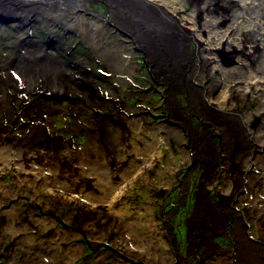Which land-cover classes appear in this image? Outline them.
<instances>
[{"label": "rangeland", "instance_id": "1", "mask_svg": "<svg viewBox=\"0 0 264 264\" xmlns=\"http://www.w3.org/2000/svg\"><path fill=\"white\" fill-rule=\"evenodd\" d=\"M66 1L70 5V0ZM225 1L223 0V2ZM188 3L190 2L187 1ZM258 4L243 11L231 9L229 11L231 14L228 15L229 20L238 22L237 29L242 34L241 37L238 34L235 37L243 40L246 46L254 47L252 56L242 57L247 61L245 64L246 70H252L251 72L257 70L264 54V50H257V47L262 45V41H264V38H262L264 25L261 21L263 14L261 15L259 12ZM217 5H222L221 0ZM104 7L102 3L99 6L94 5V8L90 3H83V8L87 11L97 10L96 14H93L94 18L103 17L105 19L107 9H104ZM190 7L186 9L189 12ZM78 12L81 14L82 11ZM83 17L86 16L83 15ZM59 18L61 19L62 16ZM203 20L209 19L202 14L198 21L201 23ZM183 21L189 26V20L183 19ZM245 22L248 23L247 26L244 24ZM92 23L94 26L101 27L95 20L90 23L84 21L82 28L76 26L77 30L75 31L79 35L73 32L74 27L70 23H61L55 29L61 38H58L55 42L56 45H53V47H50L52 44L48 46L51 32H47L43 27L41 29L36 26L37 28L34 27L33 31H30L31 34H28V30L26 32L25 30L24 32L17 31V25L3 23V32L0 34L1 39H3V41L0 40L2 42L0 43L2 54L0 67L6 65L8 57L6 55L9 53L7 52L5 55L4 46L15 48V44L20 41L18 38L29 39L32 34V40L30 38L28 42L30 40L31 42L36 41L41 50L48 47L53 53L61 55L70 48V55L77 53L80 54L79 58L81 59L84 56H89L91 60H96L98 54L92 52L91 47L84 42L87 39L83 38L87 28ZM128 25L129 29L134 28L133 24ZM68 26L69 28H67ZM11 28H14V30L12 31ZM105 33V36L101 35L100 40L103 46L106 45L109 48L108 37L117 35L115 46H118L117 48H121L120 45L127 47V51L124 52L129 53V55H125L123 51H119V54L116 53V55L120 57L119 61H132L133 66L136 68V77H130L123 73L121 76L116 74L119 81L107 78L109 75L106 74L103 63L96 60L93 69L91 68L89 71L96 72L106 82L101 84L91 80V83H95L97 89L88 82L84 88L89 100L87 102L85 97L84 101L79 99L77 105L74 102L78 100H74L70 96L67 97L68 99L61 98L60 100L48 96L47 100H50L48 101L50 107L54 106V108L61 110L53 117L46 116L51 120L50 124L47 123L48 125L40 124L39 121L42 118H36V115H40L44 110L43 107L36 108L37 110H34L35 113L33 112L34 114H31V116H24L22 112L25 109L27 110L30 105L26 108V101L20 104V99H18L11 105V109L14 110V113L18 111L16 114H21L22 125L21 128H14L15 116H13V112L10 115L5 114L7 102H3L4 108L2 107L0 110V149L5 145H9L12 150L23 145V147H30L28 142L30 138L31 140H37L39 143L38 148H34L36 151H33L30 156L25 155L21 159L24 168L22 172H25L22 176L21 187L17 183L20 181L19 171H21V166L16 165V154L12 153L10 156L11 166H8L5 160L0 161V264H51L50 261L55 260L54 264H134L137 262L132 260L129 255L133 252L138 254L141 252L136 249L138 246H132L131 244L136 240L135 235L133 238L124 236L125 231L120 230L121 226L118 223V226L109 225L110 228L106 227L104 231L101 225L102 222L89 221L87 223L91 219V213L83 211V204V206L89 208L95 205V201H91L89 195L95 191L97 181L87 175L81 166L73 163L71 156L70 158L67 157L69 154L66 148L67 146L70 150L74 148V151L80 154L82 149H85L84 147H87L88 144L94 143L96 138L98 145L106 155L107 162H112L115 167L120 168L115 170L117 172L115 178L120 184L123 183L122 179H124L125 174L120 167L122 161L130 159L136 163L135 172L138 171L134 172V178H131L134 183L127 188L124 187L123 195L117 198V211H124L123 213L127 214V220L131 222L132 229L145 230L147 234L143 237L144 249L148 248L150 250L153 248L159 252V255H161L160 252L163 254L166 251L171 257L169 258V264H264V213L259 214L260 209H264V148L254 143L255 136L247 132L246 126L242 124L239 117L233 118V116H230L231 118L227 119L229 122H235L237 126L236 133L228 134L219 124L220 114H216L209 107L203 111L194 109L189 96L184 92L177 94V101L183 112L184 121L182 122L185 124L184 126L181 125L180 129L184 130L185 140L181 142L169 136L165 129H161L162 125L172 126V121H169L172 114L167 111L166 115L164 112V107L167 108L164 100L169 90L165 86L166 83L152 81L153 75L149 71V63L145 60L144 52L138 49L139 55L135 54L133 56L132 53L135 47L133 49L132 43L116 32L114 26L105 24ZM13 34H18L16 36L19 37L16 40H8ZM186 50L191 53L192 46ZM235 54L234 51H228L224 54L223 60L226 62L237 61L238 56ZM17 67V65L14 66L12 70L18 75L16 77L21 78ZM196 67V65H193L190 70L192 73L196 72L194 79L191 78L194 83L201 81L197 75L198 68ZM206 70H208L207 76L209 77L211 71L210 69ZM186 71L188 70L186 69ZM246 74L247 71L244 70L242 75L246 76ZM7 75V70H5L4 77ZM164 77L165 74H162L161 78L164 79ZM208 77L206 81H208ZM25 86H23L24 91L21 94L27 95V99L30 101L32 98L33 100L36 99L37 95L29 94ZM244 88V86L240 88V92L233 97L234 100L231 104L235 109H229H232L233 114L236 116L238 115L237 112L241 114L250 112L255 117L254 120L252 119L254 125H261L264 120V108L263 110L259 108L260 106L264 107L263 91L252 89L250 91L252 92L251 95L247 93L246 97H242L241 94L243 93L241 92L246 90ZM92 90H97V93L101 92L100 94L105 95L104 98L106 99L112 98L111 100L118 101L117 104L121 101L126 112H122L117 105L113 104V107L111 103L108 105H93L90 102L96 100L97 97L91 94ZM230 91L227 90V93L231 94ZM3 94L7 96V93ZM0 96L3 95L0 93ZM113 108L122 112L120 113V119L116 120V116L114 117L116 120L114 121L115 125L120 127L121 136L114 134L109 139L107 136H103L102 131H100V127H104V125L96 116L103 113L110 114ZM129 108L138 112L131 115L127 113ZM208 114H215L216 116L211 117ZM125 115L129 118L137 117L141 119L142 123L140 124L144 131L148 130L151 133L155 130L158 133L157 137L153 138L150 137V134H143L142 130L135 131L130 124L126 123L123 117ZM78 118H81L79 124L77 123ZM75 122L78 124L77 128L74 127ZM39 125H42L41 128L38 127ZM48 128L51 130V136H48ZM38 132L42 134L39 135ZM186 134L189 135V138ZM118 137L121 142L118 141ZM140 139L154 144L156 148L154 155L151 157H148L149 154H144L145 156L142 154L145 160L136 156V148H144ZM53 142L57 144L55 154L58 153L64 158L62 171L66 175H72L74 181H76V186L71 190L72 194L69 193L66 198L61 199L51 195L44 182H38V185L34 188V184H36L33 173L34 167H40V171L46 174L54 167V162L50 156L54 151H42L39 145ZM181 150L187 151L188 157L184 158ZM248 155L250 157L252 155L253 158ZM172 158H175L176 162L170 164ZM150 159L153 168L148 166L146 162ZM130 160L125 163H129ZM236 165H238V168L236 167L238 174L241 171L239 166H246L245 170L242 171L243 174L246 172L244 174L247 177L245 182L242 181L241 176L236 179V182H233L235 175L233 176L230 171ZM255 176H258V178ZM227 182L231 186H223ZM4 187L9 188L4 190ZM230 191V195L224 194V192ZM226 195H229V198ZM69 196H74L76 200L68 202ZM8 214H13L14 217L10 218L11 216ZM115 214L104 219L112 223L111 220L115 219ZM94 228H96L95 231ZM154 233L162 238L153 240V237L150 236H152L151 234L155 236ZM165 239H167V246L165 248L160 247L157 242L165 241ZM148 243L149 245H147ZM116 245H120V247ZM51 246H56L58 251L60 250L55 260H53L52 254L48 255L45 252ZM121 246H123L122 251H125L124 254L121 252ZM131 249L133 252L126 253ZM43 252L46 256L42 254ZM54 256L57 255L54 254ZM137 264L150 263L143 262V259L140 258Z\"/></svg>", "mask_w": 264, "mask_h": 264}, {"label": "bare ground", "instance_id": "2", "mask_svg": "<svg viewBox=\"0 0 264 264\" xmlns=\"http://www.w3.org/2000/svg\"><path fill=\"white\" fill-rule=\"evenodd\" d=\"M187 1L190 3L187 4ZM219 1L220 0H70L71 3L69 5L66 0H0V34L3 32V23H11L17 25V31L24 32L25 30L26 32V30H28V34H31L30 31L32 32L33 28L36 26L40 27L41 29L43 27V29L45 28L47 32H51V38L49 39L48 46L52 44V46L50 47H53V45H56L55 42L58 40V38H61V36L55 31V29L61 23H70L71 26L74 27V31H72L76 35H79V33H77L75 30H77V28H82L84 21L90 23L92 20H95L97 21V24L101 25V27L94 26L93 23L89 28L85 26L87 30L86 34L83 35V38L87 39L88 42H84L86 43V45H89L91 47L92 52L98 54L96 60H100V62L103 63L106 74L109 75L108 77L110 79H115V81H119V77L116 78V76H121L123 73L129 75L130 77H136V68L133 66L132 61H119L120 57L116 55V53L119 54V51H127V47L125 45H120L121 48H117L118 46H115V42L117 41L115 40V38H117L118 36L113 35V37H108L107 40H109L108 43L110 44L109 48L106 45L103 46L100 41L102 37L101 35L105 36L106 34L105 24H110L114 26L116 32H118L121 36L128 39V41L132 43L131 45L133 46V49L135 47L132 53L133 56H135V54L139 55L138 49L144 52L143 55H145L146 57L145 60H147L149 63V71H151L153 75L152 81L166 83V85H164L169 90L167 93V97H165L164 100L165 104H167V108L164 107V112L166 113V115L167 111L172 114V118L169 119V121H172V126L166 127L162 125L161 129H165L167 131L166 133H168L169 136H172L173 138H175V140L181 142L185 140L184 130L180 129V126H184L185 124L182 122L184 121L183 112L179 102L177 101V94L184 92L189 96V100L194 109L203 111L205 110V108L209 107L211 108V110H214L216 114H220L221 117L220 119H218L220 120L219 124H221L220 126H222V128H224V131L228 134L236 133L237 126L235 122H229L227 121V119L231 118L230 116H233V118L239 117L242 124L246 126L247 132L255 136L254 143L257 144V146H262V148H264V120L261 125L255 126L253 122L255 117H253L250 112H246V114L237 112L238 115L236 116L233 114L234 111L232 110L235 108L231 104L234 100L233 97L236 95V93L240 92L239 89L243 86L246 90L244 92H241L243 94L240 93L242 97H246L247 93L252 94V92L250 91L254 89V91H263L262 93L264 99V54L262 57L260 56L262 58V62L261 64H259L257 70L255 69L256 71L251 72L252 70H246L245 64L247 61L242 57H249L254 51V47H250V45L249 47L248 45L246 46L243 40L235 37L238 35L239 37H241L242 35L239 32L240 30L237 29L238 22H232V20H229L230 18H228V15L231 14L229 13L231 9L243 11L246 8L251 9L257 6L256 4L259 3V12L261 13V15L263 14V19L261 21L262 25H264V0H226L225 2L221 0V6L217 5ZM83 3H90L93 5V8L94 5L99 6V4L102 3L105 6L104 9H107L105 19L103 17L94 18L93 14H96L97 10L89 12L85 8H83ZM224 3L227 4L228 9H226L227 7L225 8L226 4ZM187 7H190V12L186 10ZM77 10L82 11L81 14ZM253 10L255 11V9ZM201 13L204 14V16H206L209 20H203L200 23V21H198V18H200V16L202 17ZM83 15H85L87 18L83 17ZM61 16L62 18L60 19L59 17ZM183 19L190 21L189 26H187ZM128 24H133L134 28L129 29ZM244 24L247 26L248 23L245 22ZM67 28H69V26ZM11 29L12 31L14 30V28ZM18 34H13L12 37L10 36L8 38V40H16L19 37L16 36ZM32 35L30 37L31 40L33 37ZM257 37L259 36L257 35ZM262 38H264V35L262 36ZM29 39L26 38L24 40L22 38H18V40L20 41L19 43L15 44V48L4 46L5 55L7 54V52L9 53L6 55L8 56L6 65L0 67V93L3 95L2 97L0 96V110L4 106L3 102L6 101L7 111L5 114L10 115L13 112V116H15L16 119V122L13 125L14 128H21L22 125L20 119L22 118L21 114H16L18 111L14 113V110L11 109V105L18 99H20V104L26 101V108L28 105H30L27 110L25 109L22 112L24 116H31V114H34L37 110L36 108H38L39 106L43 107L44 110L41 112V114L38 115L36 113L37 115H35L38 119L42 118L41 121H39L40 124L48 125L50 124L51 120L49 118H46V116L48 115V117H53L56 115V113L61 111L58 108H54V106L50 107V104L48 103V101L50 100H47L48 96L56 97V99L58 100L70 96V98L78 100L74 102L77 105L79 99H82L84 101L85 97L87 102L89 100V96L84 88L88 82L91 83V80L97 81V83L101 84H104V82H106L105 79L99 77L96 72L93 73L92 71H89V69L94 67V62L96 61L91 60L89 56H84L81 59L79 58L80 54L74 53L73 55H70V48L67 49L64 54L62 53L61 55H57L56 53L50 51L48 47L41 50L40 47H38L39 44H37L36 41L31 42L30 40L28 42ZM0 40L3 41V39H1V36ZM190 46H192V51L190 50L191 53L186 50L190 48ZM258 49L264 50V41H262V45L257 47V50ZM228 51H234L236 53L235 55L238 56V60H231L232 62H226L225 60H223L224 54H226V52ZM69 55L71 56L70 58L68 57ZM125 55H129V53H125ZM1 56L2 54L0 52V58ZM16 65L18 66L17 68L20 71L21 78L16 77L18 75H16L12 70ZM193 65H196V68H198L197 75L201 79L200 82L194 83V81H191V78L194 79V76L196 75V72H193V74L190 71L193 68ZM186 69L188 71H186ZM206 69H210L211 71L209 77L207 76L208 70ZM5 70H7L8 73L6 77H4ZM244 70L247 71L246 76L242 75V72ZM162 74H165L164 79L161 78ZM184 77L185 79H183ZM207 77L209 78L208 81H210V83L206 81ZM94 84L91 83L92 87L97 89V86ZM23 86L27 87L26 91H28L29 94L37 95V100H33L32 98L30 101L27 99V95L25 96V94H21L24 91ZM200 86H202L203 88ZM88 89L90 90V88ZM227 90H231V94L227 93ZM3 93H7V96H5ZM100 93L101 92L97 93V90H92L91 94L96 95L97 98L96 100H94L95 102L92 101L90 103H93V105H108L111 103L112 105L114 104L117 105L118 108H121L122 112H126V110L122 106L121 101L119 104H117L116 102L118 101L111 100L112 98L106 99L104 98L105 95L102 96V94ZM263 108L264 107L260 106L259 109L263 110ZM122 112H119L117 109L113 108L110 111V114L103 113L96 116L98 117V120L101 121V124L104 125V127H100V131H102L103 136H107L109 139H111V135L114 134H117L119 137L121 136L120 127L115 125L114 121L120 119V113ZM137 112V110L129 108V111L127 113L135 115V113ZM247 113L249 114L247 115ZM214 115L208 114V116L211 117ZM115 116L116 120L114 118ZM123 117L125 118L126 123L130 124V126H132L135 131L138 132L142 130L143 134H150V137L152 136L153 138L157 137L158 133H156L155 130L151 131V133H149L148 130L144 131L140 124L142 123L141 119H138L137 117L129 118L127 115ZM78 120L79 121L77 122L76 120V122L79 124L81 118H78ZM76 122V125L74 127L77 128L78 124ZM42 125H39L38 127ZM252 126H254L255 128H251ZM47 130L48 136H51V130L49 128ZM42 133L38 132L39 135H41ZM186 135L189 138V135ZM259 140L261 141L259 142ZM118 141L121 142L120 138L118 139ZM140 141H142L144 148H136V156L141 157L142 160H145L144 154H149L148 157L154 155V152L156 151L155 145L144 141V139H140ZM28 142L30 147H23V145L12 150L9 145H5V147L0 149V161L5 160L8 166H11L9 162L11 161V154H16L18 162H16V165L19 164V166H21V171H19L20 181L17 182L19 183V187H21L20 184H22L21 182H23L22 176L24 175L23 173H25L22 172L24 168L23 164H21V159H23L25 155L30 156L33 151H36L34 150V148L36 147L37 149L39 143L35 139L31 140V138L28 139ZM56 145L57 144L55 142L51 144L43 143L39 145L42 148V151H54V153L50 155L54 162V167L48 174L40 171V167H34L33 173L35 175L36 183L34 184V188H36L38 182H44L50 194L61 199L66 198L69 193L72 194L71 190H73L76 186V181H74L72 175H66L62 171L64 167L62 161H64V158H62L63 156L61 157L60 155H58V153L55 154V149L57 147ZM84 148L85 149H82L80 154L78 152H75L74 148H72L73 151L70 150L68 146L66 149L68 150L69 154V156L67 157L70 158L71 156V160L73 161V163H75L77 166H81V168L87 175L93 177V179L97 181L96 189H94L95 191L89 195V199L91 201H95V205H104L99 207L96 206L97 208L95 207V205L92 208L83 206L84 204L82 205V207L84 208L83 211H85V213H91V219H89L87 223L89 221H96L99 223L102 222L101 225L104 231L106 227L110 228L109 225L118 226V223L121 226L120 230L125 231V233L123 234L124 236L133 238V236L135 235L136 240H138L136 241L134 239L135 242L130 243L132 244V246H138L136 247V249L140 250L141 252L138 254L136 252H133L132 249L126 251V253H130V251L133 252L129 255L131 256L132 260L137 261L134 264H137L140 258L143 259V262L150 264H169V258L171 257L166 251L163 254L160 252L161 255H159V252L154 250L153 248L150 250L148 248L144 249L143 237L145 234H147L145 230L137 231L135 229H132L131 222L127 220V214L123 213L124 211H117V198L123 195V192L125 191L124 187L127 188L134 183L131 178H134L133 176L138 171L137 170L135 172L136 163L131 161L129 158L128 159L130 160V162L127 164L125 162H128L129 160L122 161L120 167L125 172L123 177L125 180L122 179L123 183L120 184L119 181L115 178V175H117V172L115 170H119L120 168L115 167L112 162H107V160L105 159L106 155L104 151L102 150L100 145H98L97 138L94 143H90V145L88 144V146ZM184 151L181 150V154L184 158H186L188 157V154L186 153L187 151ZM251 157L253 158L252 155ZM151 159L150 161L146 162L148 166L153 168ZM175 162V158H172V161H170L169 163L172 164ZM258 176L255 177L258 178ZM226 185L231 186L229 182L224 183L223 186ZM8 188L9 187H4V190H7ZM230 193L231 191L224 192V194L229 195ZM229 195H226V197H228ZM67 200L69 202L70 200L73 201L76 199L74 198V196H69ZM260 211L261 212L259 214L264 213V209L261 208ZM114 214L116 215V217L115 219L111 220V222L113 221L112 223H109L106 219H104ZM8 215L11 216L10 218L14 217L13 214ZM144 220L147 221L146 219ZM254 220L256 221V219ZM95 230L96 228H94V231ZM151 235L152 236L150 237H153V240H159L162 238L157 234L155 236L153 234ZM166 241L167 239H165V241H159L157 243L160 247L165 248V246H167ZM127 245H129V243H127ZM147 245H149V243ZM116 246L120 247V245ZM122 247L123 246H121L120 249L123 253L125 251H122ZM59 251L56 246H51V248H47L45 252L48 255L52 254L53 260H55V258H57L60 253ZM42 254L46 256L44 252ZM54 254H56L57 256H54ZM55 261H50V263L54 264L53 262Z\"/></svg>", "mask_w": 264, "mask_h": 264}, {"label": "flooded vegetation", "instance_id": "3", "mask_svg": "<svg viewBox=\"0 0 264 264\" xmlns=\"http://www.w3.org/2000/svg\"><path fill=\"white\" fill-rule=\"evenodd\" d=\"M241 166H242V167H241ZM236 167L238 168V165L233 166L232 169H231V171H230V172H232L233 176L235 175V177H234L233 180H234V181H237L236 179H238L240 176H241V178H242L243 180H246L245 176H244V175L242 174V172H241V171H242V168H243V165H240V166H239V168L241 169V171H239L240 174L237 173V171H236ZM240 169H239V170H240ZM238 175H239V176H238ZM239 181H240V179H239Z\"/></svg>", "mask_w": 264, "mask_h": 264}]
</instances>
